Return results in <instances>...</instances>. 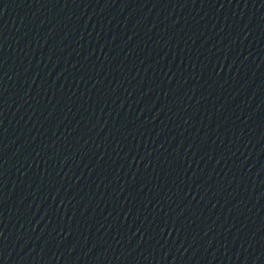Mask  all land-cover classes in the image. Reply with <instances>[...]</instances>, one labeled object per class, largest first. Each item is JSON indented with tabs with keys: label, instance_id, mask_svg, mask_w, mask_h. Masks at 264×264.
<instances>
[{
	"label": "water",
	"instance_id": "95a60500",
	"mask_svg": "<svg viewBox=\"0 0 264 264\" xmlns=\"http://www.w3.org/2000/svg\"><path fill=\"white\" fill-rule=\"evenodd\" d=\"M0 264H264V0H0Z\"/></svg>",
	"mask_w": 264,
	"mask_h": 264
}]
</instances>
